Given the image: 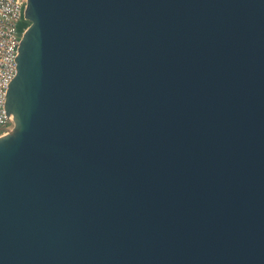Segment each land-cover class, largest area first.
I'll return each mask as SVG.
<instances>
[{
    "label": "water",
    "instance_id": "95a60500",
    "mask_svg": "<svg viewBox=\"0 0 264 264\" xmlns=\"http://www.w3.org/2000/svg\"><path fill=\"white\" fill-rule=\"evenodd\" d=\"M0 138V264H264V0H27Z\"/></svg>",
    "mask_w": 264,
    "mask_h": 264
},
{
    "label": "built area",
    "instance_id": "2783aa9c",
    "mask_svg": "<svg viewBox=\"0 0 264 264\" xmlns=\"http://www.w3.org/2000/svg\"><path fill=\"white\" fill-rule=\"evenodd\" d=\"M26 7L27 0H0V138L11 127L6 100L10 83L17 74V56L27 28L20 27Z\"/></svg>",
    "mask_w": 264,
    "mask_h": 264
},
{
    "label": "trees",
    "instance_id": "16d2710c",
    "mask_svg": "<svg viewBox=\"0 0 264 264\" xmlns=\"http://www.w3.org/2000/svg\"><path fill=\"white\" fill-rule=\"evenodd\" d=\"M29 25V21L24 19V21L21 23L20 27L23 29L24 27Z\"/></svg>",
    "mask_w": 264,
    "mask_h": 264
}]
</instances>
